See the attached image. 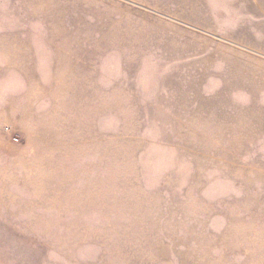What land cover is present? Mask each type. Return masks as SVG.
I'll list each match as a JSON object with an SVG mask.
<instances>
[{"label":"rangeland","instance_id":"374dc122","mask_svg":"<svg viewBox=\"0 0 264 264\" xmlns=\"http://www.w3.org/2000/svg\"><path fill=\"white\" fill-rule=\"evenodd\" d=\"M0 264H264V0H0Z\"/></svg>","mask_w":264,"mask_h":264}]
</instances>
